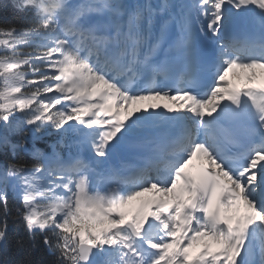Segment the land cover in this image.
Returning a JSON list of instances; mask_svg holds the SVG:
<instances>
[{
	"label": "snow or ice",
	"instance_id": "6c2138e0",
	"mask_svg": "<svg viewBox=\"0 0 264 264\" xmlns=\"http://www.w3.org/2000/svg\"><path fill=\"white\" fill-rule=\"evenodd\" d=\"M257 68L264 0H0V264H264Z\"/></svg>",
	"mask_w": 264,
	"mask_h": 264
},
{
	"label": "rangeland",
	"instance_id": "374dc122",
	"mask_svg": "<svg viewBox=\"0 0 264 264\" xmlns=\"http://www.w3.org/2000/svg\"><path fill=\"white\" fill-rule=\"evenodd\" d=\"M249 73H251V72H249ZM151 198H152V195L150 193H148V194L146 193L142 197L138 198L136 201H133L124 210L125 211H128V212H132V211H134L138 207L139 202H143V201L145 202V201L150 200ZM201 247H202V244H198V245H195L193 247V249H198V248L200 249Z\"/></svg>",
	"mask_w": 264,
	"mask_h": 264
},
{
	"label": "bare ground",
	"instance_id": "6f19581e",
	"mask_svg": "<svg viewBox=\"0 0 264 264\" xmlns=\"http://www.w3.org/2000/svg\"><path fill=\"white\" fill-rule=\"evenodd\" d=\"M259 76H264V74H263V75H262V74H259ZM258 78H259V77H258ZM260 79H261V77H260ZM162 103H164V102H162ZM143 202H144V201H143ZM140 203H141V202H139L138 207H139Z\"/></svg>",
	"mask_w": 264,
	"mask_h": 264
}]
</instances>
